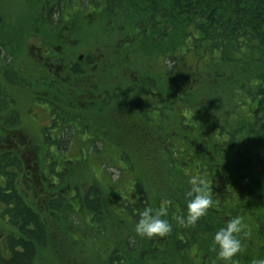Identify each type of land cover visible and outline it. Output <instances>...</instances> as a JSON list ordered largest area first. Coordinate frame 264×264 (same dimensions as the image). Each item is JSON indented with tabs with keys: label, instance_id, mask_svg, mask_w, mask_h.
<instances>
[{
	"label": "trees",
	"instance_id": "16d2710c",
	"mask_svg": "<svg viewBox=\"0 0 264 264\" xmlns=\"http://www.w3.org/2000/svg\"><path fill=\"white\" fill-rule=\"evenodd\" d=\"M39 2L34 20L39 28L28 29V34L49 31L52 47L71 44L75 37L83 43L88 34L84 24L92 15L101 27L93 45L110 50L117 37L111 53L114 70L119 80L134 79L105 90L100 105L96 100L98 106L114 107L103 117L121 123L130 143L111 136L110 144L96 134L85 137L86 132L78 139L77 132L84 130H77L75 119L82 109L69 100L79 94L77 88L55 91L57 95L42 89L50 95L36 98L52 102L55 115V126L43 130L46 141L38 146L43 166L50 173L59 161L50 165L48 154L53 157L57 149L76 143L82 158L69 161L78 166L95 154L119 149V160L110 155L102 165L125 171L137 199L119 193L118 183L111 181L110 207L106 190L98 185L82 190L76 183L67 194L53 192L51 186L62 184L54 181L45 195L49 199L36 208L30 191L34 197L38 192L30 175L23 189L17 178L18 156L12 147H0V204L11 224L2 249L8 255H0V264H211L212 236L235 215L243 217L247 235L241 236L245 250L232 264L264 258V0ZM0 45L5 50L7 44L0 40ZM9 70L8 62L0 67L7 75ZM18 75L5 80L31 84L26 73ZM3 88L0 83V92ZM86 89L80 92L88 102H95V94L102 91L98 83ZM62 95H68L67 102ZM134 151L150 161L151 174L142 171ZM64 174L56 171L55 180H64ZM193 176L206 184L214 203L196 225L183 226L176 217L186 213L185 192ZM160 207L167 208L172 232L164 237L137 235L140 213ZM75 231L82 233L79 238Z\"/></svg>",
	"mask_w": 264,
	"mask_h": 264
},
{
	"label": "rangeland",
	"instance_id": "374dc122",
	"mask_svg": "<svg viewBox=\"0 0 264 264\" xmlns=\"http://www.w3.org/2000/svg\"><path fill=\"white\" fill-rule=\"evenodd\" d=\"M40 7L39 0H0V40L3 41V44H7L4 47L8 48L9 50H4L3 46L0 45V67L4 65L5 62L10 63L11 70H9L11 73L9 75L5 74L6 77H11L12 79L15 78H21L19 77L18 73H26L29 77V84L26 87L21 86L20 84H14L11 82H8L5 80V77L0 76V83L3 84L4 88L2 89L3 95L6 96L7 94H11L13 97L16 95L22 96L21 100V107H23L25 110L33 109V113L38 112L41 116L47 115L48 111L50 113V103L39 105V102H42L36 98V96L39 97H46L49 96L48 94H44L42 89H50V85L48 82L49 80H45V78L50 77H41L40 75L43 74L42 68L43 64H40L39 61V53L38 48L35 49L37 45L39 46H47L50 48V32L46 31L44 33L43 30L41 31V34L39 35L37 32L33 34H28V29L30 31H33L37 28H39L37 25V22L34 21L37 18V9ZM91 21H86L84 24V28L88 31L87 38L84 40L83 43H80L79 37H75L71 43V49H75L77 47V44H82L80 49H78L77 52H73V56L76 57L77 54L84 51V47L86 46H93L94 42H96L97 38L94 36L95 33L100 32L101 27H97L98 23L95 17H92L90 15ZM36 22V24H35ZM40 23V22H38ZM26 33V34H25ZM43 37V39H42ZM49 38V39H48ZM117 37L113 40L114 47L112 49L117 47V43L115 45ZM35 46V47H34ZM61 46V45H60ZM8 51L12 52L9 53L10 57L6 60L5 53ZM37 51V52H36ZM26 59H30L33 61H26ZM5 60V61H4ZM10 61V62H9ZM15 68H21L20 72H16ZM32 69H36V71H32ZM23 70V71H22ZM130 73V72H129ZM39 75L40 77L35 76ZM110 74V73H109ZM43 78V79H42ZM128 77H126L127 79ZM42 79V80H41ZM66 81L59 86L61 88L60 90L56 91L57 93L62 91L66 92L69 88H77L79 94H75V96H72L69 98L74 99V103L78 108L82 109L80 110L81 114L79 115V120L75 122L77 124L76 128L78 130L79 127L84 130L81 134L80 131L77 132L78 139L80 136L82 137L83 134L85 137L91 135H98L99 137L103 138L106 143H110V137L113 136L115 140L119 141H126L127 143H130L131 136L126 135L122 128L121 123L116 125L110 118H104L102 115L106 116L108 112H110L113 108H106L103 109V111L97 112V110L89 111L86 110V106H89L90 108H93V106H98L97 102H85V96L80 92L81 90L88 87V85L92 86L93 83H98L101 87L102 91L98 92L99 94H103L105 90H111V88L118 86H125L130 84L134 81L133 77H130L129 79L125 80H119L118 77H66ZM124 84V85H123ZM19 85V86H18ZM87 90V89H86ZM56 92H54L56 94ZM83 92V93H84ZM68 93V92H67ZM59 94V93H58ZM57 95V94H56ZM64 99L62 101L67 102L68 95L65 97L62 95ZM74 97V98H73ZM20 99V97H19ZM48 103V102H47ZM101 104V103H100ZM99 104V105H100ZM13 105H16V103H13ZM35 105H38L39 107H36ZM84 106L86 108H84ZM20 107V108H21ZM53 111V110H52ZM51 111L50 119H52V116H55ZM96 112V113H95ZM111 117H114L111 113H109ZM52 115V116H51ZM37 118L36 115H32L31 113L22 112V122L19 123L17 126L18 128L11 130L9 132H15L19 135L24 137H29L30 140L27 138L22 143L13 144L8 147H12L14 152L19 160L21 168L18 170V180L22 177V173H24V180L27 179L28 175H30L31 180L30 183L35 188V190L38 192V196H33L32 193L30 195L32 196L31 203L32 205H35L36 208H41L43 204L45 203V198L48 194V190H50V183H57V185L61 184V186H51L52 189H54L53 192H58L61 190L63 193H73V187H75L76 183L80 184V189L84 190L86 187L90 184H95L101 187L103 190H106V197L109 200V205L112 207L111 201H113V195L110 196L109 194V187L108 186L111 181L117 182V190L119 193L125 195L127 194L129 199L132 201H135L137 199V193L135 189H133V181L131 178L126 176L125 171L119 170V168L116 167H107L105 164L102 165V161L108 160L109 156H115V158H118L119 160V149H116L113 151L112 149H109L108 152H102V155H93L89 156L87 162L85 165H77L74 163V161L69 160H77L75 158H82L80 156V151L78 143L73 144V146L69 149H57V153H53V157H50V154H48V158L50 160V165H52L53 162H58L53 169H50V173L48 170L47 165L43 166V152L41 153L38 146L43 145L45 141L40 140L39 138L42 136V130H38V127L35 124V119ZM78 118V117H76ZM39 118L40 122H46L45 120H41ZM52 121V120H51ZM99 124H97L96 122ZM50 122H48L46 125H49ZM55 125L50 124V126H47V129H51ZM53 130V129H52ZM55 134L57 133L55 130H53ZM50 132V130H49ZM98 144L99 147L103 146L102 141H99ZM111 148V145H109ZM44 147L46 145L44 144ZM117 147V146H114ZM43 149V148H42ZM56 150V148H54ZM86 150V149H85ZM89 150V148H88ZM87 150V151H88ZM134 158H138L139 165L142 167L143 172H147L148 174H151L149 167L150 161L145 158L144 156L140 155L138 152L134 151ZM78 158V159H79ZM66 160V161H64ZM22 166L24 168V171H22ZM64 167L63 170L61 167ZM78 166V167H75ZM105 166V167H104ZM107 169V171L105 170ZM42 171V172H41ZM65 172L63 175L64 180L56 179L55 172ZM45 172V174L43 173ZM46 175H49V179H45ZM53 177V178H52ZM5 183V182H4ZM20 183V182H19ZM20 186L22 184L20 183ZM56 188V189H55ZM57 190V191H55ZM48 198V197H47ZM49 199V198H48ZM2 204H0V239L8 232L9 227L8 225H11L7 221V216L2 212ZM6 209V206L4 207ZM5 212V211H4ZM47 218L49 221L51 220V215L48 214ZM12 228V227H11ZM14 232V228H13ZM5 233V234H2ZM74 234H76V237L81 236V232L75 231ZM2 253L5 255H8L7 252L2 250ZM1 255V254H0Z\"/></svg>",
	"mask_w": 264,
	"mask_h": 264
},
{
	"label": "flooded vegetation",
	"instance_id": "af4514ba",
	"mask_svg": "<svg viewBox=\"0 0 264 264\" xmlns=\"http://www.w3.org/2000/svg\"><path fill=\"white\" fill-rule=\"evenodd\" d=\"M60 45H53V47L50 45V48L42 45H37L36 47L34 46L35 49L38 48V52H36L39 53V59L41 60L39 62L40 64H43V74H41L40 76L50 77V89L47 92L54 93L55 91L60 90L61 88H59L58 85L64 83L66 81V77H119L114 70V68L117 66V63L115 65L116 60L111 54V48L109 50L108 47H105L103 49L94 45H89L84 47V51L74 57L73 52H77L82 44H77V47H75V49L73 50L71 49V44L65 43V45ZM26 61L29 62L33 60L26 59ZM15 70L17 72L18 68H15ZM32 71H36V69H32ZM0 76L6 77L5 73H2L1 71ZM99 95L100 96L95 94L96 98L94 99L95 102L96 100H98L100 104L101 101H103V99L106 97V95L104 93L102 95ZM21 98L22 96L18 95L13 97L10 93L4 96L3 92H0V104L3 105V107L0 108V147H2L1 149H4L3 147L8 145L22 143L26 138L30 140L29 137L22 136V133L21 135H19L15 132H9L18 128L17 125L22 122V112L31 113L32 115L37 116V118L34 119L38 130H42V136L39 138L40 140L46 141V134L43 132V130L47 128V126H50V124H54V116L51 115L52 119H50L49 116L52 111L51 101L50 113L49 111L47 112L49 115L47 114L41 116L38 112L33 113V109L25 110L23 107H21ZM87 101L88 99L85 100L86 103ZM90 102L93 103V100ZM13 103H16V105H13ZM44 103L49 104V101L48 103ZM44 103L39 102L38 104L43 105ZM35 106L39 107L38 105ZM84 108L86 107L84 106ZM104 108L107 107L98 106L96 110L99 113V111H103ZM41 117V120H45L46 122H40L39 118ZM48 122H50L49 125H46ZM23 175L24 173H22L20 183L22 184V187L24 189L26 188V184ZM1 180H3L2 183H6L5 177H2ZM30 193H32V191H30ZM6 235L7 233L0 239V250L3 248L4 239Z\"/></svg>",
	"mask_w": 264,
	"mask_h": 264
},
{
	"label": "clouds",
	"instance_id": "9594fccd",
	"mask_svg": "<svg viewBox=\"0 0 264 264\" xmlns=\"http://www.w3.org/2000/svg\"><path fill=\"white\" fill-rule=\"evenodd\" d=\"M189 183L191 188L185 192L186 213L178 215L176 220L183 226L196 225L198 221L208 215L213 207V197L210 195L206 184L193 176ZM169 202H165L167 204ZM167 208L145 209L140 213L139 220L135 223L134 231L142 237H164L172 232L173 225L166 218ZM247 235L243 217L232 216L212 236L210 251L215 253L211 264H232L235 257L245 250V243L241 239ZM251 264H264V258H254Z\"/></svg>",
	"mask_w": 264,
	"mask_h": 264
}]
</instances>
